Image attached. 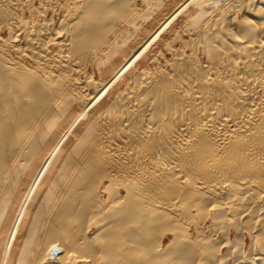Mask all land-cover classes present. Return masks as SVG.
<instances>
[{
    "label": "bare ground",
    "instance_id": "6f19581e",
    "mask_svg": "<svg viewBox=\"0 0 264 264\" xmlns=\"http://www.w3.org/2000/svg\"><path fill=\"white\" fill-rule=\"evenodd\" d=\"M144 1L0 0V264H264V0Z\"/></svg>",
    "mask_w": 264,
    "mask_h": 264
},
{
    "label": "rangeland",
    "instance_id": "374dc122",
    "mask_svg": "<svg viewBox=\"0 0 264 264\" xmlns=\"http://www.w3.org/2000/svg\"><path fill=\"white\" fill-rule=\"evenodd\" d=\"M35 1V2H34ZM187 0H161V2H162V4H161V6H160V8H155L153 11H154V15H153V21H155V22H148L149 24H151L152 25V33L156 30V28H157V25H159L161 22H164L165 20H166V18L167 17H169V15L171 16L175 11L174 10H177L178 9V7L177 6H179V5H181L182 3H185ZM203 1H206V0H203ZM175 2V3H174ZM32 3H34V5H37L38 4V0H32ZM135 3V0H133V2H131V5H132V8H135V9H138V10H140V11H142L143 13H146L147 12V8H148V5H147V3L144 1V0H136V5L134 4ZM139 4H141V5H139ZM175 6H174V5ZM0 5H2V3L0 4ZM5 5V6H4ZM26 4H24V5H21V6H23L22 8H25L24 10V12H22V10L20 9L21 8V6H19L18 7V12H22L21 14H25V16L28 18V16H29V12H27L28 11V9H27V7L25 6ZM163 5V6H162ZM3 9H5L6 8V3L4 4L3 3ZM134 6V7H133ZM1 7V6H0ZM5 7V8H4ZM177 9H176V8ZM144 10H143V9ZM27 9V10H26ZM142 9V10H141ZM157 9L159 10V11H157ZM144 11H146V12H144ZM167 11V14H165V12ZM156 12V13H155ZM172 13V14H171ZM185 13V12H184ZM184 13L182 14V16L180 15L178 18H176L174 21H175V25H174V22L170 25V27L168 28V31H166L159 39H158V41L155 43V44H153L152 45V47H151V49H150V60L151 61H148V63L151 65V66H156V65H160L161 63H164V59H165V57H170V53L166 50V49H164V48H159V43L158 42H163L164 40H168V41H172V45L175 47L176 46V48H178L179 46H180V38L181 39H188V35L186 34V32L184 31V27H183V21H182V19H183V16H184ZM162 14V17L160 16ZM164 15V16H163ZM166 15V16H165ZM160 16V17H159ZM158 17V20L156 19ZM166 17V18H165ZM182 17V18H181ZM162 19V20H160V19ZM165 19V20H164ZM179 20V21H178ZM181 20V21H180ZM149 21H151V19L149 20ZM179 22H181V23H179ZM154 23H155V26H154ZM181 24V25H179V24ZM179 26H178V25ZM175 26H178V28L177 27H175ZM151 27V26H150ZM176 29V30H175ZM150 30V29H149ZM150 30V31H151ZM170 30L172 31H174V32H176V34H178L179 36H180V38H179V40L177 39V40H175V39H171V33L169 34L168 32H170ZM3 34H4V36L6 37L7 36V32L6 31H3ZM169 34V35H168ZM166 35V36H165ZM178 36V37H179ZM165 37V38H164ZM163 38V39H162ZM167 38V39H166ZM169 38H170V40H169ZM179 44V45H178ZM156 46V47H155ZM158 46V47H157ZM153 48V49H152ZM154 49L156 50V51H154ZM158 49H161V50H158ZM151 50H153V51H151ZM156 54H155V53ZM158 53V54H157ZM159 56L158 57V61L156 60V61H154L153 62V56ZM168 55V56H167ZM163 56V57H162ZM97 76V75H96Z\"/></svg>",
    "mask_w": 264,
    "mask_h": 264
}]
</instances>
